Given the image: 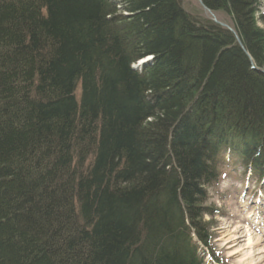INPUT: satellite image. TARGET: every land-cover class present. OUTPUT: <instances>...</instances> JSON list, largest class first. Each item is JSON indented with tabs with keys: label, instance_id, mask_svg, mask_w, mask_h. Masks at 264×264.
Instances as JSON below:
<instances>
[{
	"label": "trees",
	"instance_id": "obj_1",
	"mask_svg": "<svg viewBox=\"0 0 264 264\" xmlns=\"http://www.w3.org/2000/svg\"><path fill=\"white\" fill-rule=\"evenodd\" d=\"M200 1L224 26L181 0H0V264L216 259L224 153L264 181V29L258 0Z\"/></svg>",
	"mask_w": 264,
	"mask_h": 264
},
{
	"label": "rangeland",
	"instance_id": "obj_2",
	"mask_svg": "<svg viewBox=\"0 0 264 264\" xmlns=\"http://www.w3.org/2000/svg\"><path fill=\"white\" fill-rule=\"evenodd\" d=\"M181 3L190 15L200 12V18H205L198 0H181ZM221 172L218 181L207 187L206 206L214 215L204 220L210 224L212 247L224 264H264L263 184L246 172L239 159L226 160ZM205 264L214 263L206 257Z\"/></svg>",
	"mask_w": 264,
	"mask_h": 264
},
{
	"label": "bare ground",
	"instance_id": "obj_3",
	"mask_svg": "<svg viewBox=\"0 0 264 264\" xmlns=\"http://www.w3.org/2000/svg\"><path fill=\"white\" fill-rule=\"evenodd\" d=\"M259 3V6H258V9H259V16L261 17V16H264V10H262V9H264V0H258V2H257V4ZM202 4V3H201ZM183 7V6H182ZM184 9V8H183ZM202 9H203V11H204V17L205 18H207V19H212V21L214 22V23H217V24H221V25H223L224 26V23L223 22H221L220 20H221V17L220 16H216L215 14H213L211 11H209V9L207 8V7H205V6H203L202 5ZM123 15H125V14H123ZM193 16V15H192ZM260 17L258 18V17H256L257 18V20H258V27H259V25H263L262 24V22L259 20L260 19ZM200 18V12L197 14V15H195V19H199ZM218 18H219V20H218ZM210 19V20H211ZM110 24L111 25H115V26H117L120 30L122 29V27H123V21L122 20H117V19H115V18H111L110 19ZM220 21V22H219ZM264 26V25H263ZM259 28H261V26L259 27ZM262 29V28H261ZM237 42H238V44L241 46V47H243V45H242V42L240 41V39L237 37ZM243 49V51L247 54L248 52L244 49V47L242 48ZM146 59H150V60H152V57H148V58H146ZM143 67L142 66H140L139 67V70H141ZM262 71V73H263V71L264 70H261ZM224 159H225V161L227 160V161H229L230 160V158H231V154H230V152H229V150H227L225 153H224ZM211 222V221H210ZM249 244H251V242L249 243Z\"/></svg>",
	"mask_w": 264,
	"mask_h": 264
},
{
	"label": "water",
	"instance_id": "obj_4",
	"mask_svg": "<svg viewBox=\"0 0 264 264\" xmlns=\"http://www.w3.org/2000/svg\"><path fill=\"white\" fill-rule=\"evenodd\" d=\"M198 1H199V2H200V4H201V1H200V0H198ZM146 62H147V61H145V62H144V64H145ZM263 73H264V71H263Z\"/></svg>",
	"mask_w": 264,
	"mask_h": 264
}]
</instances>
